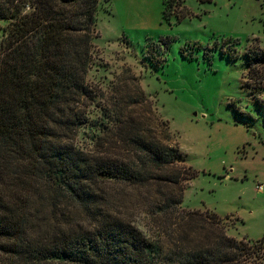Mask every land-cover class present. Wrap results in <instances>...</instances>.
<instances>
[{
	"label": "trees",
	"instance_id": "1",
	"mask_svg": "<svg viewBox=\"0 0 264 264\" xmlns=\"http://www.w3.org/2000/svg\"><path fill=\"white\" fill-rule=\"evenodd\" d=\"M174 4L181 2L163 1L164 17ZM99 5L0 0V264H264V237L237 240L215 214L182 208L193 173L178 144L119 118L114 142L132 148L133 159L71 140L83 124L102 133L95 145L114 129L87 122L81 109L95 101L86 75ZM247 58L256 86L264 85V50ZM110 184L156 188L155 236L112 210L102 188ZM72 207L80 215L65 217Z\"/></svg>",
	"mask_w": 264,
	"mask_h": 264
},
{
	"label": "rangeland",
	"instance_id": "2",
	"mask_svg": "<svg viewBox=\"0 0 264 264\" xmlns=\"http://www.w3.org/2000/svg\"><path fill=\"white\" fill-rule=\"evenodd\" d=\"M163 1L100 0L86 75L95 101L81 109L87 122L114 129L95 145L93 136L102 133L83 124L71 140L84 151L133 159L132 148L114 142L119 118L178 144L193 173L182 208L215 214L228 236L256 241L264 237V85L250 76L247 56L264 50V0H180L168 17ZM102 188L113 211L147 237L158 233L154 186ZM66 210L65 217L80 215Z\"/></svg>",
	"mask_w": 264,
	"mask_h": 264
}]
</instances>
